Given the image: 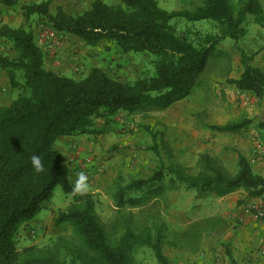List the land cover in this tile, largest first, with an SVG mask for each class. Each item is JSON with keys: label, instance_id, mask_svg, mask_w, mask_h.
<instances>
[{"label": "trees", "instance_id": "obj_1", "mask_svg": "<svg viewBox=\"0 0 264 264\" xmlns=\"http://www.w3.org/2000/svg\"><path fill=\"white\" fill-rule=\"evenodd\" d=\"M119 1L118 5H107L95 0L89 11L77 15L61 8L52 12L50 1L27 4L22 10L27 22L35 18L64 37L79 39L87 48L104 46L107 53L115 49L124 54L150 53L154 57L153 77L123 82L94 67L81 80L68 78L46 66V55L32 24L0 27V40L8 42L14 53H0V73L5 74L16 94L10 105H0V264H137L136 256L144 247L153 251L159 264H169L161 237L153 238L144 229L131 227L122 235L109 232L96 214L94 197L73 193L70 174L53 146L54 134L66 126L70 127L63 132L65 137L87 134L96 120H107L120 112L167 111L191 93L209 52L226 39L238 43L245 36L244 26L250 16L264 28V12L259 0H202L192 11L173 12L162 9L158 0ZM19 2L0 0V5L12 8ZM179 20L211 21L218 32H196L192 37L189 31H178ZM239 50L243 73L239 80L229 83L262 100L264 71L252 66V59ZM251 124L230 123L215 130L238 132ZM33 155L41 158L43 173L35 172ZM168 178L172 185L210 191L218 198L244 191L247 199L264 200V177L253 171L247 158L241 156L236 173L231 174L203 156L196 176L164 166L147 180L118 185L117 208L140 204L145 190L154 191ZM58 186L72 199L70 206L57 214L55 225H69L74 242L60 240L45 249L19 250L20 227L27 229Z\"/></svg>", "mask_w": 264, "mask_h": 264}, {"label": "rangeland", "instance_id": "obj_2", "mask_svg": "<svg viewBox=\"0 0 264 264\" xmlns=\"http://www.w3.org/2000/svg\"><path fill=\"white\" fill-rule=\"evenodd\" d=\"M114 1L105 0L108 5H115ZM158 2L160 7L168 12L192 11L202 4V0H158ZM27 4L32 3L29 0H20L19 4L12 8L0 5V27L6 25L10 28H19L32 24V27L36 29L37 42L40 45L38 37L41 27L45 25L37 22L35 18L28 22L25 20L22 6ZM176 24L179 32L189 31L192 33V37L196 32L201 35H215L218 32L216 24L211 21L188 23L186 20H179ZM244 28L245 36L238 43L232 39H226L215 46L205 59L204 69L191 91V93L196 91L198 94L201 92L203 94L202 97H199L202 98L200 100L202 108L197 114L198 120H202L201 122L208 110L212 106L223 103V98H225L219 96L217 91L215 92L217 88L214 87V91L210 90L208 86L211 85V81L214 80L215 84L226 80L229 82L231 75H237L240 70L243 71L239 49L252 59V65L254 61L264 65V42L252 50L248 48V35L257 28L255 23L247 22ZM74 45H79V48H87L82 43L76 42ZM98 49L103 51L100 54L105 56L106 53L110 57L109 61L105 60L109 66L103 64L98 66L106 67L105 71L112 78L123 82H133L155 75L154 57L148 52L124 54L115 49L109 54L105 52L104 46ZM1 52L14 56L11 45L4 40H0ZM86 74L87 71L75 73L69 70L62 75L81 80ZM7 97L11 102L16 98V94L12 91L5 74H0L1 106L3 99ZM252 97L247 95L243 99L248 103L254 98ZM225 103L231 104L230 101ZM166 112L146 114L120 112L107 120H96L90 127L91 132L87 134L69 136L72 145L78 147L82 146L79 143L84 144L83 156L87 159L89 157L93 163L85 165L86 168L82 169H84L83 173L90 185L88 193L95 200L96 214L108 231H115L117 235H122L127 227H131L137 231L144 229L145 233L149 232L153 238L161 237L163 253L167 247H236L238 243L235 240L242 236H239L236 227H233V216H223L221 204L218 202L220 198L210 191L188 190L182 185H172L168 178L163 183L156 185L154 191L145 190L141 194L142 202L140 204L135 206L129 204L122 210L117 208L115 194L118 185L125 186L132 181L147 180L164 166L178 167L186 171L188 175L196 176L200 171L201 158L208 156L220 169L231 174L236 173L237 167L231 166L230 154L227 157L228 154H222L202 145L198 146L195 139L182 140L180 143H177L176 140L175 144L168 141L164 154H161L164 144L159 136ZM257 119L258 116L255 117V120ZM241 122L249 121L243 116H239L230 123ZM250 126H247V129ZM69 127H63L54 134L53 146L59 153L62 146L70 149L60 140L64 137L63 132ZM253 137L257 144L261 142L264 146L263 121H259L256 125ZM94 141H97L98 144H93ZM153 148L157 150V154L154 153ZM71 151L74 150L71 149ZM234 153L236 154V151ZM252 158V161L256 160L254 157ZM63 164L74 185L79 173L73 169L72 162L65 156ZM71 199L72 197L66 195L60 186L56 187L52 200L44 205L45 208L27 226V229L25 226L20 227L17 234L19 250L26 247L45 249L60 240L74 242L75 237L69 225H55L57 214L70 206ZM245 205L249 206V202H245ZM241 207H238L237 210L242 209ZM260 247H264V238ZM261 256L264 257V249ZM136 257L137 264H159L153 251L147 247L142 248Z\"/></svg>", "mask_w": 264, "mask_h": 264}, {"label": "crops", "instance_id": "obj_3", "mask_svg": "<svg viewBox=\"0 0 264 264\" xmlns=\"http://www.w3.org/2000/svg\"><path fill=\"white\" fill-rule=\"evenodd\" d=\"M29 1L30 3L50 1V10L52 12L61 8L69 15H77L89 11L95 0ZM99 1L106 4L105 0ZM259 1L264 12V0ZM114 3L118 5L120 1L118 0V3H116L115 0ZM249 20L255 23L253 17L250 16ZM255 26L257 28L254 32L248 35L249 50L254 49L255 46L264 42V28L256 23ZM76 42L82 43L77 38L69 37L58 48L52 50L39 42L46 55V66L60 74L69 70L78 73L76 68L84 72L94 67H98L103 71L106 70V67H100L98 65L103 64L109 66V63L105 61L110 60L108 54L105 52V56L100 54L103 51L99 49L79 48V45H74ZM232 57L234 58L233 54ZM255 62L252 66L264 71V65ZM242 73L243 71L240 70L237 75H231L229 80H239ZM211 82V85L208 86L210 90L214 91V87L217 88L215 92L217 91L221 97L224 96L226 100L223 98V103L212 106L208 110V113H206L203 122L200 119L198 120L199 116H197L200 108H202V101H200L202 98H199L202 97V92L198 94L195 91V93H191L184 100L171 106L167 110L166 115H164L162 131H160L159 138L164 144L161 148V154H164V150L168 146V141L175 144L176 140L177 143H180L182 140L195 139V143L198 146L202 145L203 147L205 146L209 149L219 151L222 154H228L227 157L230 154L232 167H237L241 156L247 158L251 162L253 171L264 177V162L251 160L255 155L254 151L257 145L253 137L256 125L259 121L264 122V97L262 100H257L250 94L239 91L228 80L219 84L213 83L214 80ZM247 95L253 98L248 103L243 99ZM224 101H230L231 104L229 103V105ZM11 102L7 97L3 99L2 106H8ZM239 116H243L248 121H253L250 128L247 129V127H244L238 132H220L215 130V127L225 126L234 120L235 117L237 118ZM256 116H258L257 120H255ZM69 139V137L65 136L60 138L62 143L70 147V149L64 146L60 147L61 156L63 158L64 156L65 158L67 157L72 162L71 166L74 167L73 169L77 173H83L84 169L82 168L85 165L87 166V158L83 156L85 150L84 144L79 143L82 146L77 147L76 145H72ZM93 144H98V142L94 141ZM71 149L74 151H71ZM235 151L236 154L234 153ZM167 152H169L168 149ZM246 198L247 194L244 191H238L218 200L222 207L223 216H233V227H236L237 233H239V236H242L235 240L238 243L236 247H167L164 255L168 259L169 264H264V257L262 258L261 256L264 247H260L264 238V222H260V220H256L251 215L245 214V202H249V206H264V200ZM242 202L244 203L242 204ZM238 207L242 209L237 210Z\"/></svg>", "mask_w": 264, "mask_h": 264}, {"label": "built area", "instance_id": "obj_4", "mask_svg": "<svg viewBox=\"0 0 264 264\" xmlns=\"http://www.w3.org/2000/svg\"><path fill=\"white\" fill-rule=\"evenodd\" d=\"M40 32L41 33L39 36V42L47 46L48 49L50 50L58 48L61 45V43H63L67 39V37H64L63 35L52 31L47 26H42ZM76 71H79V68H77ZM254 152H255L254 158L257 161L264 162V146L261 144V142H258ZM86 163L91 164L92 163L91 159H87ZM245 214L251 215L256 220H260L264 222V206H259V205L247 206L245 208Z\"/></svg>", "mask_w": 264, "mask_h": 264}, {"label": "clouds", "instance_id": "obj_5", "mask_svg": "<svg viewBox=\"0 0 264 264\" xmlns=\"http://www.w3.org/2000/svg\"><path fill=\"white\" fill-rule=\"evenodd\" d=\"M31 163L36 173H43L45 171L44 164L39 156L33 155ZM90 191V185L87 182V177L84 173H79L78 178L73 186V193L84 196Z\"/></svg>", "mask_w": 264, "mask_h": 264}]
</instances>
